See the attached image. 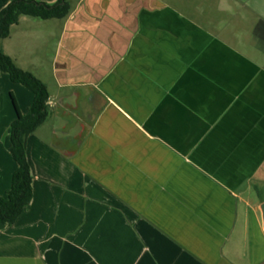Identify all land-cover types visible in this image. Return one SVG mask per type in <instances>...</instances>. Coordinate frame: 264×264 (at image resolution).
Returning a JSON list of instances; mask_svg holds the SVG:
<instances>
[{
    "label": "crops",
    "instance_id": "0c3cea01",
    "mask_svg": "<svg viewBox=\"0 0 264 264\" xmlns=\"http://www.w3.org/2000/svg\"><path fill=\"white\" fill-rule=\"evenodd\" d=\"M68 1L2 41L47 84L50 114L27 141L33 199L0 239L33 241L43 264H264V13ZM33 100L0 69V196L18 167L14 101L27 114Z\"/></svg>",
    "mask_w": 264,
    "mask_h": 264
},
{
    "label": "trees",
    "instance_id": "16d2710c",
    "mask_svg": "<svg viewBox=\"0 0 264 264\" xmlns=\"http://www.w3.org/2000/svg\"><path fill=\"white\" fill-rule=\"evenodd\" d=\"M4 1L7 6L0 11V69L9 75L12 82L26 87L34 94L27 114H22L14 101L17 117L10 126L11 155L18 167L7 196H0V225L12 226L33 199L34 177L27 156V141L49 117L50 94L46 83L18 67L5 53L2 41L10 37L11 28L19 23L22 16L41 20L64 19L69 15L71 7L68 0H58L52 6L35 0Z\"/></svg>",
    "mask_w": 264,
    "mask_h": 264
},
{
    "label": "rangeland",
    "instance_id": "374dc122",
    "mask_svg": "<svg viewBox=\"0 0 264 264\" xmlns=\"http://www.w3.org/2000/svg\"><path fill=\"white\" fill-rule=\"evenodd\" d=\"M40 1V0H39ZM48 5H53L58 0H43ZM40 1L41 3H44ZM204 2L205 0H198ZM218 1V0H217ZM244 1V0H243ZM249 3L248 9L258 10L264 13V0H245ZM37 19V18H36ZM48 47V48H47ZM47 49L42 50L41 60L43 63L46 58H50V49L53 43L49 42ZM261 194L264 196V187L261 188ZM34 242L23 239H15L9 234L0 239V264H43L42 261L34 260ZM6 255V256H5Z\"/></svg>",
    "mask_w": 264,
    "mask_h": 264
},
{
    "label": "water",
    "instance_id": "95a60500",
    "mask_svg": "<svg viewBox=\"0 0 264 264\" xmlns=\"http://www.w3.org/2000/svg\"><path fill=\"white\" fill-rule=\"evenodd\" d=\"M259 210L261 212L262 222H263V230H264V202L260 205Z\"/></svg>",
    "mask_w": 264,
    "mask_h": 264
}]
</instances>
